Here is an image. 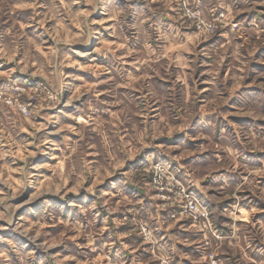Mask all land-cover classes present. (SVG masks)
<instances>
[{
	"label": "clouds",
	"instance_id": "clouds-1",
	"mask_svg": "<svg viewBox=\"0 0 264 264\" xmlns=\"http://www.w3.org/2000/svg\"><path fill=\"white\" fill-rule=\"evenodd\" d=\"M0 264H264V0H0Z\"/></svg>",
	"mask_w": 264,
	"mask_h": 264
},
{
	"label": "rangeland",
	"instance_id": "rangeland-1",
	"mask_svg": "<svg viewBox=\"0 0 264 264\" xmlns=\"http://www.w3.org/2000/svg\"><path fill=\"white\" fill-rule=\"evenodd\" d=\"M235 118H236V119H241V117H238V116H237V117H235Z\"/></svg>",
	"mask_w": 264,
	"mask_h": 264
}]
</instances>
